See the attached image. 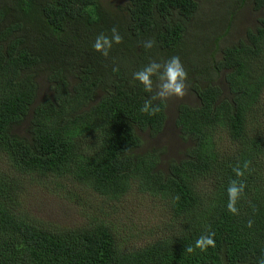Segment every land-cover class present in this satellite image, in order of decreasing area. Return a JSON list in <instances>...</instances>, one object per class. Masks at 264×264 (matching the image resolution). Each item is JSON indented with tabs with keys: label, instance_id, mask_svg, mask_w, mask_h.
Listing matches in <instances>:
<instances>
[{
	"label": "trees",
	"instance_id": "obj_1",
	"mask_svg": "<svg viewBox=\"0 0 264 264\" xmlns=\"http://www.w3.org/2000/svg\"><path fill=\"white\" fill-rule=\"evenodd\" d=\"M208 1L204 12L200 0H0V264H264V0ZM247 3L259 25L221 47L229 32L221 8L234 15ZM189 36L202 59L187 58ZM98 37L109 41L106 55L92 47ZM172 56L199 103L177 106L189 147L165 162V149L138 151L140 133L163 132L168 103L141 112L151 96L134 73ZM48 177L110 202L137 187L168 201L187 227L141 246L95 215L78 228H49L23 206L26 186ZM232 181L244 185L235 213ZM209 233L215 247L195 248Z\"/></svg>",
	"mask_w": 264,
	"mask_h": 264
},
{
	"label": "rangeland",
	"instance_id": "obj_2",
	"mask_svg": "<svg viewBox=\"0 0 264 264\" xmlns=\"http://www.w3.org/2000/svg\"><path fill=\"white\" fill-rule=\"evenodd\" d=\"M111 2L114 6L120 0H103ZM204 12H208L211 3L208 0H200ZM222 16L228 23V36L222 42L221 47L229 43L238 42L244 39L249 30H254L259 25L260 12L255 11L251 3H247L238 10L228 15L230 7H222ZM205 20H212V16L206 13L200 14ZM192 36L185 39L187 58L194 61L202 59L203 50L201 47H190ZM220 58V54L218 55ZM223 86V84L221 83ZM159 91V90H158ZM41 94L47 92V86H43ZM168 103V122L161 134L151 136L147 133H140L143 142L142 148L138 152L146 153L149 151L163 150L164 161L169 159L180 160L189 147V143L178 137L179 131L176 129L174 117L176 108L180 104L197 105L199 103L195 95L189 90L186 83V91L183 97H169ZM24 133V126L18 130ZM7 163L0 155V169H5ZM162 169L166 167L160 166ZM54 177L37 179L33 185L27 187V197L23 206L27 214L43 221L49 228H78L87 222L88 215L97 216L100 221L107 223L116 230L120 237L129 246H141L146 242H155L160 239L173 237L185 230L187 227L186 218L177 216L170 209L168 201L162 198H153L148 194H143L134 187L129 194L121 197L115 202L106 201L102 197L90 194L87 189L73 185L70 182L57 185ZM136 188V189H135ZM91 217V216H89Z\"/></svg>",
	"mask_w": 264,
	"mask_h": 264
},
{
	"label": "clouds",
	"instance_id": "obj_3",
	"mask_svg": "<svg viewBox=\"0 0 264 264\" xmlns=\"http://www.w3.org/2000/svg\"><path fill=\"white\" fill-rule=\"evenodd\" d=\"M113 39L117 44L120 43V36L113 29ZM109 44L106 37H98L96 42L92 45L94 50L98 52H104L106 55L104 46ZM110 46V45H109ZM150 47V45H149ZM162 67V73L160 72ZM157 76L160 84L158 85L159 91H154L153 76ZM135 81L143 87V91L150 94L151 98L145 96L140 111L149 115H155L161 110V104L164 103L169 97H183L186 91V82L188 80L187 73L181 62L179 56H172L168 59L167 63L163 66L159 63L152 62L146 65L142 70L134 73ZM158 101V102H157ZM237 175H242L239 169H234ZM244 185L241 183L239 187L235 181L231 182V186L228 188L229 194V211L235 213V201L239 193L243 190ZM180 234V233H179ZM179 234L175 235L178 236ZM171 238V237H170ZM208 247H215V241L212 238V234L198 238L195 242V248L201 251H207ZM193 247L189 246L187 252H193Z\"/></svg>",
	"mask_w": 264,
	"mask_h": 264
}]
</instances>
